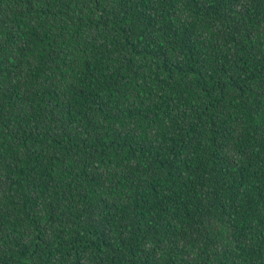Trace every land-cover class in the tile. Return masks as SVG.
I'll return each instance as SVG.
<instances>
[{
	"label": "trees",
	"instance_id": "trees-1",
	"mask_svg": "<svg viewBox=\"0 0 264 264\" xmlns=\"http://www.w3.org/2000/svg\"><path fill=\"white\" fill-rule=\"evenodd\" d=\"M0 264H264V0H0Z\"/></svg>",
	"mask_w": 264,
	"mask_h": 264
}]
</instances>
